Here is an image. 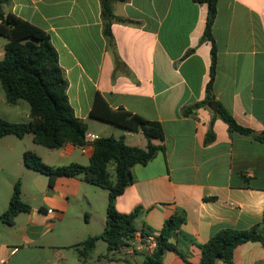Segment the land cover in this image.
Segmentation results:
<instances>
[{
    "label": "crops",
    "instance_id": "crops-1",
    "mask_svg": "<svg viewBox=\"0 0 264 264\" xmlns=\"http://www.w3.org/2000/svg\"><path fill=\"white\" fill-rule=\"evenodd\" d=\"M111 8L119 18L111 26L114 48L105 36L102 0H11L6 10L50 35L69 81L70 104L87 122L89 133L115 137L112 132L117 129L129 145L138 146L129 139L145 141L141 148L148 144L141 132L92 118L97 94L112 110L122 109L163 127L164 138L153 140L163 150L147 164L132 168L133 182L117 197V210L129 214L143 208L137 233L146 228L156 236L169 217L182 211L186 221L181 232L198 244L222 229L257 227L264 234V143L231 131L206 106L183 113L206 98L211 79L213 43L202 41L207 4L113 0ZM212 35L217 49L216 99L237 124L264 135V0H217ZM4 53L5 46L0 60ZM23 101L8 104L0 88V120L29 122L30 105ZM210 132L213 138L208 140ZM46 149L35 144L32 135L0 139V264H80L74 246L104 230L108 190L71 176L57 177L50 187L48 176L24 162V153L33 151L53 167L86 166L92 144ZM17 182L31 210L19 213L9 225L1 215ZM100 240L84 264H143L145 256L130 254L126 247L97 254ZM177 244L192 264L200 263L197 245ZM164 264L188 263L167 251ZM233 264H264V244L239 245Z\"/></svg>",
    "mask_w": 264,
    "mask_h": 264
},
{
    "label": "trees",
    "instance_id": "trees-1",
    "mask_svg": "<svg viewBox=\"0 0 264 264\" xmlns=\"http://www.w3.org/2000/svg\"><path fill=\"white\" fill-rule=\"evenodd\" d=\"M103 1L104 32L111 48L114 40L111 32L112 22L116 18L111 8V1ZM125 1V0H120ZM208 6V15L202 41L213 43L211 79L206 88V98L183 110L191 114L201 106L210 108L216 116L225 121L231 131L252 136L264 143V135H257L252 130L237 124L231 113L216 99L213 92L217 49L214 43L212 28L217 17V0H197ZM11 0H0V36L7 39L3 59L0 60V85L5 91L6 102L14 105L19 100L30 105V121L14 123L0 120V139L12 135L23 139L33 136L35 144L48 149H59L67 143L77 146L92 144L94 151L88 165L70 163L53 167L43 162L33 151L24 153L25 165L49 178L50 187L60 176L82 177L86 182L109 191L106 212V225L98 236H90L74 246L78 252L80 264L89 260L96 249L97 242L102 239L107 243V252H117L127 247L130 240L138 232L136 220L143 214L141 207L129 214L120 213L116 208V199L133 182L132 168L136 164H147L163 150L153 140L163 139L164 130L158 122L147 121L142 117L125 110H112L105 99L97 94L94 107L90 112L92 118L116 125L128 132H141L147 139V147L129 145L125 138L100 137L88 142L85 140L89 126L84 119L77 117L68 97L69 81L64 69L59 64V55L50 35L42 28L7 12ZM213 138L210 132L208 140ZM31 206L23 202L21 184L17 182L7 210L1 215L3 223L12 225L19 213L29 212ZM185 213L178 211L169 217L157 235V248L152 255L144 257L143 264H164L167 251L179 254L183 260L192 264L189 256L179 248L177 243L195 244L201 250L199 264H233L235 249L249 241H261L264 234L259 228L222 229L210 237L204 244L181 232L185 223ZM141 235H147L148 229L142 228ZM177 238V243L172 239ZM107 257V256H106Z\"/></svg>",
    "mask_w": 264,
    "mask_h": 264
},
{
    "label": "built area",
    "instance_id": "built-area-1",
    "mask_svg": "<svg viewBox=\"0 0 264 264\" xmlns=\"http://www.w3.org/2000/svg\"><path fill=\"white\" fill-rule=\"evenodd\" d=\"M99 138L96 134L87 133L85 140L93 142ZM157 236L152 233L142 236L141 233H136L130 240L129 245L126 247L127 252L130 254H141L144 256L152 255L157 248Z\"/></svg>",
    "mask_w": 264,
    "mask_h": 264
},
{
    "label": "rangeland",
    "instance_id": "rangeland-1",
    "mask_svg": "<svg viewBox=\"0 0 264 264\" xmlns=\"http://www.w3.org/2000/svg\"><path fill=\"white\" fill-rule=\"evenodd\" d=\"M6 43H7V39H6L5 37H3V36H0V48H1V47H4V46L6 45ZM0 88L2 89L1 85H0ZM23 102H24L25 104H28L26 101H23ZM118 128H119V127H118ZM122 130H123V129H122ZM112 133H114V136H115V137H119V135H121V134H119V133H122V131H120V130L118 131V130L116 129V131H115V132H112ZM29 136H30V135H29ZM27 138H29V137H27ZM141 138H142V137H141ZM25 142H29V139H26ZM129 142L132 143V144H134V145H138L139 147H144V145H145V141H143L142 139H141V140H138V141L129 139ZM46 150H48V149H46ZM106 190H107V189H106ZM105 245H106L105 241L100 240L99 243H98V247H97V251H96V253L99 254V253H104V252H106L107 250H106Z\"/></svg>",
    "mask_w": 264,
    "mask_h": 264
}]
</instances>
